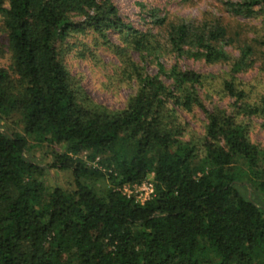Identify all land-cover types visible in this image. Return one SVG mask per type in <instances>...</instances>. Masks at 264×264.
Instances as JSON below:
<instances>
[{
	"label": "trees",
	"instance_id": "trees-1",
	"mask_svg": "<svg viewBox=\"0 0 264 264\" xmlns=\"http://www.w3.org/2000/svg\"><path fill=\"white\" fill-rule=\"evenodd\" d=\"M221 3L260 17L259 32L142 3L144 29L115 0H0V264H264V144L250 136L264 120V0ZM100 49L135 87L122 108L68 66L70 52L97 65ZM213 96L226 106L206 107ZM47 172L71 181L48 187ZM147 180L143 202L124 191Z\"/></svg>",
	"mask_w": 264,
	"mask_h": 264
},
{
	"label": "rangeland",
	"instance_id": "rangeland-1",
	"mask_svg": "<svg viewBox=\"0 0 264 264\" xmlns=\"http://www.w3.org/2000/svg\"><path fill=\"white\" fill-rule=\"evenodd\" d=\"M223 1L224 0H115L120 15L125 22L132 23L135 27L140 29H144L143 23L138 15L139 4L142 3L146 6V9L157 8L160 14L181 16L191 19H199L203 13L209 12L216 16H221L222 20L223 18L229 19L230 26L240 29L241 32H250L252 34L254 32H259L257 26H260V17L244 18L234 16L226 11L221 3ZM154 31L155 28L153 29V32ZM110 38L113 42H117L116 32L113 33ZM228 50L232 52L230 48H228ZM234 54H237V52L235 51ZM97 55H99L100 60H98L99 62L97 65H93L90 62L77 58L73 52L67 53V63L70 67L71 74L81 79V84L95 101L112 109L122 108L127 98L134 93L135 87L132 83L130 85L121 84L117 79L118 73L116 74L115 70L118 66V59L113 52L100 49ZM135 58L138 60L137 55H135ZM161 61L167 66L174 61H178L180 66L191 68L201 73H218L226 69L224 64H207L199 60L196 61L187 58L178 59L171 55L162 56ZM146 68L151 73L156 71L153 64H148ZM257 71V69L250 70L245 74H240L239 77L244 80H250L256 76ZM227 101L226 99L213 96L204 99V104L208 108H212L214 105L223 107L226 106ZM184 115L190 121V125L193 128L197 127V121L200 122L204 119V114L199 109L196 110L195 116L193 117L191 115ZM250 124V136L252 140L264 144V120L253 118ZM45 180L48 187H53L55 185L65 187L68 185L69 180L71 181V173L47 172Z\"/></svg>",
	"mask_w": 264,
	"mask_h": 264
},
{
	"label": "built area",
	"instance_id": "built-area-1",
	"mask_svg": "<svg viewBox=\"0 0 264 264\" xmlns=\"http://www.w3.org/2000/svg\"><path fill=\"white\" fill-rule=\"evenodd\" d=\"M124 191L127 194H134L138 200L143 202L147 198L150 197V195L153 192V185L150 180L144 181L140 185H135L133 188L125 187Z\"/></svg>",
	"mask_w": 264,
	"mask_h": 264
}]
</instances>
